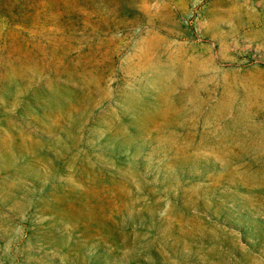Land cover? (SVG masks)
<instances>
[{
	"label": "rangeland",
	"instance_id": "obj_1",
	"mask_svg": "<svg viewBox=\"0 0 264 264\" xmlns=\"http://www.w3.org/2000/svg\"><path fill=\"white\" fill-rule=\"evenodd\" d=\"M0 264H264V0H0Z\"/></svg>",
	"mask_w": 264,
	"mask_h": 264
}]
</instances>
